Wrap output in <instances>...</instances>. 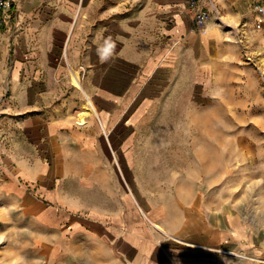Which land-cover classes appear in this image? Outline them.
Masks as SVG:
<instances>
[{
	"label": "crops",
	"instance_id": "0c3cea01",
	"mask_svg": "<svg viewBox=\"0 0 264 264\" xmlns=\"http://www.w3.org/2000/svg\"><path fill=\"white\" fill-rule=\"evenodd\" d=\"M35 7L22 49L10 68L1 66L15 102H0V202L16 201L54 231L55 254L66 239L73 264H243L197 232L182 233L188 243L174 238L163 223L169 211L162 202L149 211L141 204L134 175L146 169L138 128L148 103L180 101L182 76L190 90L214 74L224 26L212 16L196 29L188 0H42ZM72 69L82 88L71 84ZM88 97L98 114L81 127L75 113ZM4 123L16 124L14 138Z\"/></svg>",
	"mask_w": 264,
	"mask_h": 264
},
{
	"label": "rangeland",
	"instance_id": "374dc122",
	"mask_svg": "<svg viewBox=\"0 0 264 264\" xmlns=\"http://www.w3.org/2000/svg\"><path fill=\"white\" fill-rule=\"evenodd\" d=\"M41 2H3L0 102H15L13 84L1 74V66H12L33 20V6ZM218 8L211 17L224 26L226 39L211 60L214 74L202 76L190 90L188 77L182 76L180 101L148 103L138 128V157L146 169L134 175L141 204L149 211L162 202L169 211L163 223L174 229V238L188 243L182 233L197 232L215 242L211 248L219 255L264 264V0H224ZM84 19L85 24L80 16L68 53L80 27L87 25L86 15ZM184 66L188 70L192 65L187 60ZM84 103L78 102L75 113L81 127L87 125L78 121ZM3 125L14 138L16 124ZM56 239L54 231L28 217L16 201L0 202V264H73L72 257L66 258L72 251H64L66 239L61 240L62 251L51 250ZM226 239L232 245L223 248Z\"/></svg>",
	"mask_w": 264,
	"mask_h": 264
},
{
	"label": "built area",
	"instance_id": "2783aa9c",
	"mask_svg": "<svg viewBox=\"0 0 264 264\" xmlns=\"http://www.w3.org/2000/svg\"><path fill=\"white\" fill-rule=\"evenodd\" d=\"M4 0H0V10ZM206 5L201 7L200 0H188V5L191 8L193 15V24L196 29L205 26L207 21L211 18V13H219L217 0H206Z\"/></svg>",
	"mask_w": 264,
	"mask_h": 264
},
{
	"label": "bare ground",
	"instance_id": "6f19581e",
	"mask_svg": "<svg viewBox=\"0 0 264 264\" xmlns=\"http://www.w3.org/2000/svg\"><path fill=\"white\" fill-rule=\"evenodd\" d=\"M65 49V47H64ZM67 50V49H65ZM67 54V53H66ZM71 65V64H70ZM72 83L79 88H82L81 85V76L78 70L72 69L71 73ZM82 91V90H81ZM84 91V90H83ZM87 94V93H86ZM89 96V95H88ZM83 108L78 113V121L80 124H85L88 121V118L91 114L97 115V110L95 108L94 103L91 101L90 97L86 98L85 103L83 104ZM231 254H234V252H230Z\"/></svg>",
	"mask_w": 264,
	"mask_h": 264
},
{
	"label": "clouds",
	"instance_id": "9594fccd",
	"mask_svg": "<svg viewBox=\"0 0 264 264\" xmlns=\"http://www.w3.org/2000/svg\"><path fill=\"white\" fill-rule=\"evenodd\" d=\"M112 47H113V45H112V44H109L108 47L105 48V49L103 50L105 56H102V57H101L102 59H104V58L106 57V55H107L109 49H111Z\"/></svg>",
	"mask_w": 264,
	"mask_h": 264
}]
</instances>
